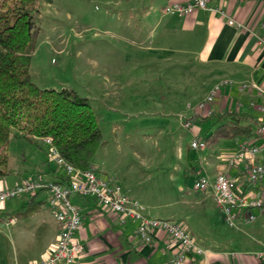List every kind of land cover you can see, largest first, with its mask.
I'll list each match as a JSON object with an SVG mask.
<instances>
[{"label": "crops", "instance_id": "crops-1", "mask_svg": "<svg viewBox=\"0 0 264 264\" xmlns=\"http://www.w3.org/2000/svg\"><path fill=\"white\" fill-rule=\"evenodd\" d=\"M174 1L186 3L189 0H165L164 4ZM210 6L214 9H196L188 15L165 14L164 11L159 15L154 1L140 24L145 26L149 23L150 26L146 38L141 39V48L157 52L158 70L162 74H174L168 77L174 88H183L182 83L186 79L184 74L187 73L185 68L189 67L195 79L190 88L203 89L197 95L199 102L195 107L188 103V108L192 110L187 118L197 114L202 115V118L208 115L206 110L199 109V104L215 85L225 83L212 106L214 113L238 111L257 120L253 126V137L239 141L224 138L212 146H206L209 152L206 151L203 156L204 164L200 156L188 154L190 173L194 174L195 180L204 175L214 182L220 173H227L234 179L245 175V162L229 166L227 160L243 142L260 146L259 159L264 160V136L258 134L259 127L264 124V114L254 106L261 101V96L254 90H240L238 87L252 82L264 86V47L258 44V36L264 35V0H213ZM230 20L235 23L231 24ZM132 22L133 19L126 23L130 30L133 29ZM125 41L132 46L135 44V39L130 36ZM149 63L146 59V64ZM218 106L220 110H216ZM180 118L185 119L182 115ZM182 120L180 125H183ZM217 121L218 117L191 120L195 135L192 142L204 141L205 135L220 124ZM106 143L103 146H107ZM98 152L96 160L99 174L108 180L115 179L125 194L145 206L149 216L181 221L206 250V254H190L183 264H264V260L257 256L264 250V209H255L257 218L253 222L247 223L240 219L235 226H230L215 202L211 184L206 190H200L194 200L200 207L199 211L184 214L167 212L165 206L154 205L131 189L122 180L121 174L98 160ZM47 155L49 158L46 161H50L48 152ZM38 163H41L42 169L23 171V175L37 174L38 178L57 181L60 174H65L59 165L52 168L45 161L39 160ZM20 173V170L15 171L17 175ZM15 177L13 174L0 177V189L19 184L16 182L19 177ZM30 198H11L2 205L4 220L0 221V264H31L56 247L60 227L51 213L46 194L41 192L35 202ZM71 199L82 213L76 240L84 243L85 248L79 254V264H168L178 253L177 245L170 247V237L164 232H155L152 241L145 243L137 234L136 221L122 222L119 216L105 210L93 198L74 194ZM27 205L35 210L27 215L9 218L12 212L22 210ZM7 242L13 251L12 259L7 258Z\"/></svg>", "mask_w": 264, "mask_h": 264}, {"label": "rangeland", "instance_id": "rangeland-1", "mask_svg": "<svg viewBox=\"0 0 264 264\" xmlns=\"http://www.w3.org/2000/svg\"><path fill=\"white\" fill-rule=\"evenodd\" d=\"M154 1L161 15L165 0H39L42 29L31 75L41 88H72L90 100L107 142L98 150V160L121 174L131 189L167 212L195 213L200 190L188 154L200 156L204 164L209 149L190 147L193 127L180 125V115H191L187 105L195 107L203 89L190 88L195 79L189 67L183 88L175 89L168 80L174 74L158 70L157 52L141 48L150 26L140 23ZM131 19L132 30L126 25ZM129 36L135 39L133 46L125 41ZM47 150L40 138H11L8 167L20 170L13 174L19 177L16 182L29 179L23 171L42 169L39 160L57 168L55 159L46 161ZM6 254L12 259L8 242Z\"/></svg>", "mask_w": 264, "mask_h": 264}, {"label": "built area", "instance_id": "built-area-1", "mask_svg": "<svg viewBox=\"0 0 264 264\" xmlns=\"http://www.w3.org/2000/svg\"><path fill=\"white\" fill-rule=\"evenodd\" d=\"M212 1L189 0L186 3L174 1L168 3L163 11L165 14L188 15L196 9L213 10L214 8L210 6ZM229 22L235 23L234 20ZM258 44L264 47V35L258 36ZM224 84L215 85L207 98L199 104V109L206 110L208 114L213 113L215 109L212 106L216 103ZM238 87L240 90H254L261 96V101L254 106L264 114V86L252 82L243 83ZM216 110H220V107H216ZM183 125L186 128L193 126L191 121L184 120ZM258 134L264 136V124L259 127ZM42 140L48 147L49 156L63 168L65 175L69 178L68 183L33 178L13 187L0 189V213H2V205L8 199L44 192L51 213L59 223L60 232L56 247L31 264H79V254L85 246L84 243L76 240V233L82 222V213L80 207L71 199L74 194L97 200L105 210L119 216L122 222L136 221L137 234L145 243H150L157 231L167 234L171 240L169 246L177 245L178 248V253L168 264H183L190 254H206V250L181 221L149 216L145 206L125 194L118 182L108 180L98 172L76 168L59 154L51 138ZM191 145L193 148L206 147V143L202 140H194ZM260 149L261 147L255 143L243 142L239 149L228 158L229 166H235L239 162L246 163L245 175L239 179H234L227 173H220L214 182L204 175L199 176L195 181V188L198 190H206L212 184L215 202L230 226H235L240 219L247 223L253 222L257 218L255 209L264 207V160L259 159ZM257 256L264 260V250Z\"/></svg>", "mask_w": 264, "mask_h": 264}, {"label": "trees", "instance_id": "trees-1", "mask_svg": "<svg viewBox=\"0 0 264 264\" xmlns=\"http://www.w3.org/2000/svg\"><path fill=\"white\" fill-rule=\"evenodd\" d=\"M41 24L39 0H0V177L15 173L8 167L11 138L32 141L49 137L59 154L76 168L98 172L96 155L104 138L90 100L72 88H41L33 82L31 63ZM201 116L184 121L218 117L220 124L203 138L206 146L224 138L239 141L255 135L253 126L257 120L244 112ZM57 181L66 184L69 178L60 174ZM39 194L31 196V201L35 202ZM34 210L27 205L9 218Z\"/></svg>", "mask_w": 264, "mask_h": 264}]
</instances>
